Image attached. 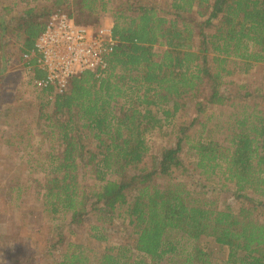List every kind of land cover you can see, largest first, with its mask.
I'll return each instance as SVG.
<instances>
[{
  "label": "trees",
  "instance_id": "1",
  "mask_svg": "<svg viewBox=\"0 0 264 264\" xmlns=\"http://www.w3.org/2000/svg\"><path fill=\"white\" fill-rule=\"evenodd\" d=\"M7 2L0 0V54H17L37 78L36 41L56 11L94 26L109 14L118 38L104 72L74 76L64 92L33 83L43 96L41 139L35 147L27 138V162L44 179L13 191L19 203L34 188L54 222L43 256L59 254L54 264H159L182 253V238L204 236L227 247L219 264H264V107L229 119L209 114L234 103L224 91L231 78L264 63V0H28L17 12ZM190 106L196 116L178 122ZM165 128L175 142L153 153L149 135ZM229 182L238 206L215 196ZM118 222L125 236L109 244ZM81 227L108 243L103 251L70 240ZM199 261L215 264L202 250L181 263Z\"/></svg>",
  "mask_w": 264,
  "mask_h": 264
},
{
  "label": "rangeland",
  "instance_id": "2",
  "mask_svg": "<svg viewBox=\"0 0 264 264\" xmlns=\"http://www.w3.org/2000/svg\"><path fill=\"white\" fill-rule=\"evenodd\" d=\"M7 1L9 5L14 6V12L22 10L28 4V0ZM110 21H112L111 15L105 14L98 25ZM3 67L6 68L4 73L1 72ZM231 79L235 82L226 84L224 91L234 97V103L213 108L209 114L215 112L221 119H229L232 113L241 115L245 111H250L255 104L264 107V63L258 64L248 74L242 73ZM39 91L33 85L25 61H20L17 54L8 55L7 60L0 54V264H54V259L59 256L56 254L49 257L44 254V257L42 253L46 248L45 241L51 235V231H54V222L43 209L41 197L31 187L28 192L20 196L17 203L13 191L16 186L28 185L29 178L44 179L42 172L30 169L27 162L30 158L28 153L33 149L26 146L29 138L32 139L31 143L35 147H38L41 139L38 122L39 104L43 96ZM246 93L252 96L248 97ZM190 107L189 110L179 114L178 122H188L196 116L194 107ZM26 124L33 128V137L24 133ZM171 131V128H165L164 132H153L149 135L153 153H159L164 147L175 142ZM20 134H24V141L19 138ZM46 147L47 145L44 144L42 148ZM183 155L186 163L191 164L193 160L191 154L185 151ZM221 177L217 179L218 182H222ZM234 192V186L229 182L225 190L219 196H215L220 197V205L227 203L238 206L239 202ZM14 202L17 205H13ZM76 229V233L71 234L72 242L83 243L97 253L103 251L108 244L92 239L87 227ZM65 231L67 234L70 233L69 229ZM123 231L121 222L111 228L109 244L122 242L125 236ZM179 245L181 254L174 259L166 258L159 264H182L185 257L198 254L201 250L206 252L208 259L215 264L222 263L228 255L227 247L216 243L210 237L203 236L196 240L182 238ZM200 263L201 261L198 262Z\"/></svg>",
  "mask_w": 264,
  "mask_h": 264
},
{
  "label": "built area",
  "instance_id": "3",
  "mask_svg": "<svg viewBox=\"0 0 264 264\" xmlns=\"http://www.w3.org/2000/svg\"><path fill=\"white\" fill-rule=\"evenodd\" d=\"M113 27V20L94 26L78 23L66 12H54L36 41L35 67L44 76L35 77V70L29 67L34 85L64 92L72 77L85 71L104 72L118 44Z\"/></svg>",
  "mask_w": 264,
  "mask_h": 264
}]
</instances>
